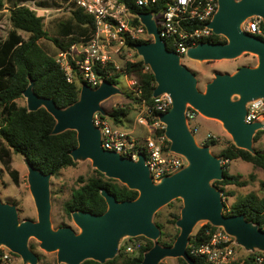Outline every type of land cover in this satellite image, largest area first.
Instances as JSON below:
<instances>
[{"label":"water","instance_id":"obj_1","mask_svg":"<svg viewBox=\"0 0 264 264\" xmlns=\"http://www.w3.org/2000/svg\"><path fill=\"white\" fill-rule=\"evenodd\" d=\"M218 4L208 27L227 42L203 41L191 47L187 55L195 60L217 61L252 53L258 63L242 65L231 73H215L204 91L199 88L197 75L182 63V56L167 47L155 14H139L153 39L136 43L135 49L155 75L153 96L167 93L173 100L170 110L160 114V120L166 125L170 150L187 160L182 169L159 182L151 176L145 153L133 160L102 146V129L95 125L94 118L97 113L107 115L104 101L123 93L118 84L109 79H103L96 88L83 83L79 99L61 108L53 98L35 93L31 82L23 93L28 110L46 108L56 120L53 134L77 132L78 145L71 152L74 161L92 160L97 170L137 190L139 195L133 200L119 201L103 188L101 194L108 205L104 213L74 211L72 218L80 232L72 225L54 228L50 190L53 175L35 168L25 158L38 220L21 221L18 207L0 197V249L18 254L25 263L38 264L39 257L30 246V239L35 238L42 249L57 252L60 263L82 264L89 259L105 263L119 253L122 239L144 236L154 245L145 252L142 264H161L165 258H184L193 264L188 253L191 235L199 222L206 221L223 229L245 250L264 252V230L244 214H226L224 192L215 184L224 178V159L213 154L211 145L198 143L187 120V111L193 108L201 116L220 121L234 144L252 153L256 152L254 137L264 129V121H246L248 105L264 98V39L242 29L243 23L252 17L264 22V0H218ZM178 198L184 203L176 222L180 232L172 246H165L159 241L162 229L154 222V215Z\"/></svg>","mask_w":264,"mask_h":264},{"label":"trees","instance_id":"obj_2","mask_svg":"<svg viewBox=\"0 0 264 264\" xmlns=\"http://www.w3.org/2000/svg\"><path fill=\"white\" fill-rule=\"evenodd\" d=\"M27 1L29 0H7L10 3L12 29L5 39H0V162L17 184L19 183V171L12 166L13 154L16 153L23 155L35 168L53 176L58 175L64 168L77 165L71 156L72 150L78 145L77 132L66 130L59 134H53L56 120L46 108L41 107L36 111H29L28 107L20 105L18 100L24 96V91L33 81L35 93L41 97L53 98L61 108H66L76 102L80 97L82 80L69 82L56 59L61 50H67L75 43L88 42L95 30L93 17L76 4L69 3L68 0L40 2V6L44 7L61 8L63 4H68L70 8V14L59 21L57 35L52 39L56 49L51 51L42 43V40L48 38L49 35L45 28V17L26 5ZM124 1L130 11L137 15L142 12L157 13L164 7V1L152 7H138L134 0ZM4 4V0H0V9ZM2 19L3 15L0 13V22ZM135 24H140L138 18L135 19ZM261 27L264 30L263 21H261ZM23 33H27L28 36L25 37ZM151 40V36L140 40L129 39L127 45L136 50V43ZM210 41L226 43L227 39L215 34ZM169 49H171L170 46ZM135 57L133 60H127L120 71L113 73L112 76H109V71L115 69L113 64L103 70L97 69L103 77H108L111 82L118 85L121 84L120 79L123 76L138 81L141 97L131 90L126 93L129 99L127 104L114 107L107 111V115L100 114L102 117L111 119L113 122L110 121L116 126L124 124L126 117L136 106L141 108L142 100L147 103L154 101L155 75L137 52ZM263 134L264 129L259 130L254 137L255 142ZM217 143L218 141L212 138L206 142V145L214 146ZM219 156L229 161L241 158L252 163L255 167L264 169V153L260 151L252 153L237 147L232 141L220 152ZM225 166L224 178L215 182L224 192V197L229 196L226 190L227 186H246L248 184V180L243 176L229 171L228 163ZM85 182L73 190L71 199L63 205V210L68 217H72V213L77 210L93 214L104 213L108 205L101 194L103 188H107L115 194L119 201L133 200L139 195L137 190L128 188L117 179L108 178L97 169L95 175ZM261 185L264 190V181ZM225 212L227 215L244 214L248 220L258 224L264 230V195L260 196L255 192H250L239 196L230 207L225 206ZM173 222L175 223V220ZM158 225L163 227L161 223ZM218 229L209 222H205L191 235L188 253L193 264H208L205 256L195 254L193 250L207 242L211 234ZM179 232V229L175 234L163 231L159 239L160 243L172 246ZM135 239L145 242L144 246L136 253H127L121 247L115 258L107 260L105 263L89 259L82 264H142L145 252L153 247L154 241L144 236H138ZM31 248L35 249V245H31ZM2 254L1 249L0 255ZM258 254L264 258V252H258L247 256L243 264H250ZM178 264L190 263L184 258H178ZM237 264H241L240 261ZM262 264H264V260Z\"/></svg>","mask_w":264,"mask_h":264},{"label":"built area","instance_id":"obj_3","mask_svg":"<svg viewBox=\"0 0 264 264\" xmlns=\"http://www.w3.org/2000/svg\"><path fill=\"white\" fill-rule=\"evenodd\" d=\"M162 1L164 7L154 14L160 19L157 22L159 32L167 47H171L170 50L183 57L191 47L203 41H210L215 35L208 27V23L218 9V0H134V3L138 7H152ZM68 2L76 4L93 17L95 30L88 42L75 43L69 49L61 50L56 60L69 82L82 80L80 87L87 83L96 88L103 79H109L103 77L97 69L103 70L113 64L115 69L109 71V76H112L117 69L118 71L121 69L117 63V56H121L124 48H129L128 40L146 39L150 35L141 21L140 24H135L139 14H133L124 0H68ZM261 21L262 19L258 17L249 18L243 23L242 29L264 39ZM129 79L130 85L135 87L133 91L141 97L138 81ZM153 98L152 103L142 100L136 117V124L148 129L144 141L138 140L130 131L114 125L109 118L102 117L100 113L95 115L94 121L95 125L102 129V146L105 149L119 152L133 160H138L139 155L145 153L151 176L155 182H159L163 177L182 169L187 160L170 150L171 143L164 131L166 125L160 120V114L169 111L173 104L171 96L164 93ZM199 116L201 115L197 110L188 109L187 120L193 132L198 131L194 122ZM263 119L264 98L250 103L246 116L247 122ZM212 138L216 136L208 133L207 141ZM229 162L223 160L224 165ZM144 244V240H136L124 246V250L130 254L136 253ZM1 249L4 251L1 255L2 260L4 262L11 260L12 252L7 248ZM193 252L205 256L208 264H237L239 261L233 237L221 228ZM263 260V256L258 254L250 264H262Z\"/></svg>","mask_w":264,"mask_h":264},{"label":"rangeland","instance_id":"obj_4","mask_svg":"<svg viewBox=\"0 0 264 264\" xmlns=\"http://www.w3.org/2000/svg\"><path fill=\"white\" fill-rule=\"evenodd\" d=\"M43 1L45 0H29L25 2V4L37 10L45 17V28L48 31L49 35L48 38L42 40V43L45 44L49 49H51V51H54L56 47L52 39L57 35L60 19L65 18L70 14V8L68 4H63L61 8L40 6V2ZM4 2L5 4L3 5V8L0 9V13L3 15V19L0 22V39H5L8 35V32L12 29L10 20V3H8L7 0H4ZM155 18L157 19V22L160 21L158 16H155ZM23 34L25 37L28 36L27 33ZM136 52V50H133L130 47L124 48L122 50L121 56H117V63L120 68H122L123 64L127 60L135 59ZM181 61L185 66H187L192 72L197 75L199 88L200 90L204 91L206 88V84L214 77L215 73H231L242 65L256 66L258 63V58L252 53H245L237 59L201 61L191 59L188 55H185L182 57ZM129 80L130 79L127 77H121V84L119 86L123 90V93L115 94L111 98L103 102V107L107 111H110L114 107H118L129 102L126 93L135 88L134 86L130 85ZM18 103L20 105L27 106V98L23 96L18 100ZM136 109L137 111H139L140 108L137 106ZM262 121H264V119ZM194 123H196V126L198 127V131L194 132V134L200 145H206V136L208 133L216 136L217 139H214H216L218 143L214 146H211V150L215 155L219 156L220 152L228 146L229 142H233L231 135L223 127V124L220 121L204 116H199ZM145 136L147 137V133L143 134L144 138H146ZM253 147L254 151H260L264 153V134L258 141L254 142ZM76 162V166L64 168L59 172L58 175L51 177L50 190L53 206V227L58 228L61 226L72 225L77 232H80V229L74 223L73 218L68 217L64 212L63 205L66 201L71 199L74 189L79 188L81 185L86 183L85 181L95 175L96 168L93 166V162L90 159L80 158ZM228 164L229 171L233 174L243 176L244 179L248 180V184L246 186H227L226 190L228 191L229 196L225 197L226 206L230 207L239 196H244L250 192H255L260 196L264 195V190L262 189L261 185L264 181L263 168L255 167L252 163L244 161L241 158L234 159ZM12 166L19 171V183L17 184L13 181L12 177L4 169L3 165L0 162V197L3 202L14 204L18 207L21 221H37L38 212L34 197L30 189V183L28 179L29 170L26 165L25 157L21 154H13ZM183 205L184 203L182 199H175L168 205H165L160 210H158V212L154 215V222L157 224L161 223L163 225V227L161 228L162 232H171L172 234L176 233V230L179 229L176 222L181 217V210ZM177 216L179 217L177 218ZM173 220H175V223L173 222ZM205 222L206 221L199 222L195 227L194 232ZM136 240L137 239L135 238L126 237L125 239L121 240L120 247L124 249V246L132 244ZM31 245H35V249L32 250L39 257L38 264H66L60 263L58 261L57 252H47L46 250L42 249L40 247V242L37 239L31 238L30 246ZM236 251L238 260L240 262H244L247 256L259 252L257 251L251 253V251H247L239 245H236ZM11 257V260H9L8 262H4L0 255V264H30L25 263L23 259L16 253H13ZM161 263L178 264V259L165 258Z\"/></svg>","mask_w":264,"mask_h":264},{"label":"crops","instance_id":"obj_5","mask_svg":"<svg viewBox=\"0 0 264 264\" xmlns=\"http://www.w3.org/2000/svg\"><path fill=\"white\" fill-rule=\"evenodd\" d=\"M137 106L129 113V117L127 120L125 119V123L118 125L119 128L125 129L130 131L135 137H137L138 140L143 141L145 138L143 137V134L148 135V129L145 126H141L136 124V117L138 115ZM146 137V136H145ZM144 138V139H143Z\"/></svg>","mask_w":264,"mask_h":264}]
</instances>
